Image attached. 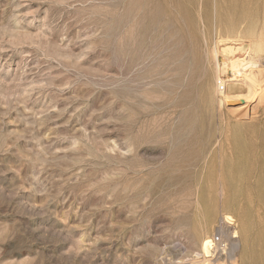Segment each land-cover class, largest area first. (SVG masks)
Masks as SVG:
<instances>
[{"label": "rangeland", "instance_id": "obj_1", "mask_svg": "<svg viewBox=\"0 0 264 264\" xmlns=\"http://www.w3.org/2000/svg\"><path fill=\"white\" fill-rule=\"evenodd\" d=\"M138 2L0 0V264H202L206 235L214 264L244 251L226 229L264 162V0ZM216 44L222 67L229 44L261 64L246 118Z\"/></svg>", "mask_w": 264, "mask_h": 264}, {"label": "bare ground", "instance_id": "obj_2", "mask_svg": "<svg viewBox=\"0 0 264 264\" xmlns=\"http://www.w3.org/2000/svg\"><path fill=\"white\" fill-rule=\"evenodd\" d=\"M138 1L140 2V5H138V10H143L145 7H147L151 3H153V4H151V6L152 5H154V6L158 5L159 6V4H161L163 2V0H138ZM167 5H168V8L171 6L170 3H168ZM159 8L156 7L155 9H159ZM158 12H159V10H158ZM252 49H254V48H252ZM256 49H257V46H256ZM220 52H221V50L219 49V47L216 44L215 46H213V49H211V51L209 53L211 55V57L213 58V60L218 62L217 64H218V67L220 69L219 71H221V73L224 74L225 80L221 77H219V78L217 77L218 80L222 79V81L225 84V89H226V85H228L227 91H225V92H222L221 90H219V91L224 94L227 102H230L232 100H234L236 102L244 101L245 104L243 103L244 105L240 108L239 111H240V113L243 114V117L246 118L249 116V114H250L249 111L252 107V105L250 103L254 100L256 92L259 90V84H260V86L262 84V83H260V79L258 77L259 72L258 73L256 72V71H258V68H259V66H261V64H259L255 60H251L252 56L250 58H246L247 56L246 57L245 56L244 57H237V54L239 52H242L244 54L248 53V56H250V51H249V49H247L245 47V45L237 46V45L229 44V45L222 48V52L224 53L223 55H226V58H228V60H229L228 63L224 61L223 63L225 65L222 67L219 63ZM256 53H257V51H256ZM222 68H223V70H221ZM260 76L262 77V75H260ZM242 81H244L243 83H244V86L247 87V90L245 92H235V90H237L239 88H243V84H241ZM259 92H260V90H259ZM258 157H260L259 159H261V157L263 158V155L258 156ZM259 159H258V161H259ZM263 161L264 160H262V162ZM260 167H261L260 168L261 170L258 169V171H261V172L259 173L258 179L256 180L257 188L254 190H252L253 189L252 188L251 191H249V192H245V193L243 192L244 197L248 198V202H247L248 204L245 206V210H243V212L241 213V216L243 219V229H242L243 232H242V230L239 231L237 228H235L233 231H230L229 228L226 229L227 230L226 232H227L229 237H231L233 239H235V238L240 239L241 238V240H242L241 242H243L245 244V245H243V246H245L244 251L242 252L241 256H239V257H236L235 254L233 253L234 247H232V246H234L235 243H233V245L230 246L231 248L228 249V252L226 255H228V257L232 258V264H264V189H263L264 188V184H263L264 183V162L260 163ZM254 172H255V170H254ZM226 177H228V176L226 175ZM249 179L250 178H248V180ZM232 185H233V183H232ZM246 191H248V190H246ZM239 197H240V195H239ZM232 199L236 200V198H232ZM235 200H234V202H235ZM230 202H231V200H230ZM238 202H239V199H238ZM200 210H201V208H200ZM200 214L201 213L195 214V217L192 219V222H191V224H192L191 228L193 229V232L197 235L201 233L198 230V229H201L199 227L200 226L199 222H201L200 221L201 217H199ZM256 216H259L258 219L256 218L257 220L254 219ZM203 220H204V218H203ZM225 220H226V222H228L230 224H234L236 222V219H234V217H232L231 215L225 216ZM222 232H224V231H222ZM243 236H244V240H243ZM221 239H223V238L216 236V235H214L213 237H211L209 235L203 236L201 238V241H199L200 242V245H199L200 248L195 252L192 251V253L194 255L193 257L196 260H198V263L200 261V262H202V264H214V261H213L214 259H212V258L217 256V252L219 251L218 249H220V248H218V242L221 241ZM219 244H220V242H219ZM218 254H219V252H218ZM217 257H219V256H217Z\"/></svg>", "mask_w": 264, "mask_h": 264}, {"label": "built area", "instance_id": "obj_3", "mask_svg": "<svg viewBox=\"0 0 264 264\" xmlns=\"http://www.w3.org/2000/svg\"><path fill=\"white\" fill-rule=\"evenodd\" d=\"M218 84L220 85V87H221L222 90L225 89V84H224V82L222 81V79L219 80V83H218Z\"/></svg>", "mask_w": 264, "mask_h": 264}]
</instances>
